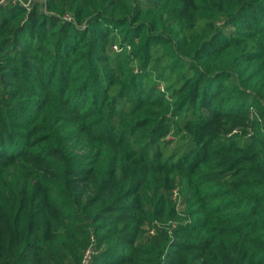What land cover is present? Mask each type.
<instances>
[{"label":"trees","instance_id":"16d2710c","mask_svg":"<svg viewBox=\"0 0 264 264\" xmlns=\"http://www.w3.org/2000/svg\"><path fill=\"white\" fill-rule=\"evenodd\" d=\"M92 246L264 264V0H0V264Z\"/></svg>","mask_w":264,"mask_h":264},{"label":"rangeland","instance_id":"374dc122","mask_svg":"<svg viewBox=\"0 0 264 264\" xmlns=\"http://www.w3.org/2000/svg\"><path fill=\"white\" fill-rule=\"evenodd\" d=\"M150 233H151V231L149 230V228L144 227L140 233V240L145 241L148 238ZM92 250H93V246L90 247V251H92Z\"/></svg>","mask_w":264,"mask_h":264},{"label":"built area","instance_id":"2783aa9c","mask_svg":"<svg viewBox=\"0 0 264 264\" xmlns=\"http://www.w3.org/2000/svg\"><path fill=\"white\" fill-rule=\"evenodd\" d=\"M64 18L69 19L70 17L66 15ZM90 252H91V251H90L89 248L85 251L84 259H83V261L81 262V264H85V263H86V261H87V259H88V256H89Z\"/></svg>","mask_w":264,"mask_h":264}]
</instances>
